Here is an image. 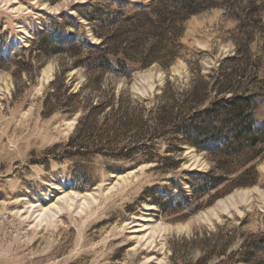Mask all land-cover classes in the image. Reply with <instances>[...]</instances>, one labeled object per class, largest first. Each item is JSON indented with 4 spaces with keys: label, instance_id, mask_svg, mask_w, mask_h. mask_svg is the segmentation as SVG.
<instances>
[{
    "label": "rangeland",
    "instance_id": "obj_1",
    "mask_svg": "<svg viewBox=\"0 0 264 264\" xmlns=\"http://www.w3.org/2000/svg\"><path fill=\"white\" fill-rule=\"evenodd\" d=\"M161 1L176 13V33L157 60L125 74L45 53L38 33L64 20L100 42L101 15L160 0H0V35L11 44L0 67V264H264V136L218 166L215 154L172 145L165 128L153 135L155 160L136 163L99 153L80 112L53 100L45 112L56 87L60 101L79 93L87 107L112 97L116 117L138 106L147 129L159 104L198 86L208 102L250 96L242 107L264 126V0ZM77 10L91 21L78 17L75 29L63 17ZM186 171L227 178L187 202L178 197L181 187L192 194Z\"/></svg>",
    "mask_w": 264,
    "mask_h": 264
},
{
    "label": "trees",
    "instance_id": "obj_2",
    "mask_svg": "<svg viewBox=\"0 0 264 264\" xmlns=\"http://www.w3.org/2000/svg\"><path fill=\"white\" fill-rule=\"evenodd\" d=\"M170 1L182 4L186 0ZM162 5L161 0L158 4L139 3L133 15H126L120 11L104 13L99 17L101 27L93 28L95 36L101 39L100 42L92 41L86 34L77 35L73 31H68V23L54 19L50 27L38 33L41 50L49 54L58 51L70 52L75 57L74 65L83 66L88 72L112 71L129 74L157 60L167 35L176 33L174 28L177 16L173 15L176 13ZM77 13V16L68 14L63 17L73 20L75 29H78L75 23L78 17L91 21L89 15L80 10H77ZM9 47L11 44L0 35V67L9 60ZM60 79L57 77L52 85L57 86ZM53 90L48 95L45 112H51L53 108L48 103L50 100L61 103V109L70 115L80 112L82 116L79 118V127L82 131L86 130L93 134L98 132L100 139L95 147L98 145L101 147H96L98 148L96 150L103 154L111 152L112 156L119 160H133L136 163L154 161L153 135L159 134L165 128L167 133L176 136V141L172 145L182 141L195 146L198 150L215 154L219 156L217 157L219 160L216 159L218 166H225L224 164L228 163L225 158L248 154V148L255 146L259 137L264 136V126L257 128L252 114L246 113L242 107L250 100V96L222 95L208 102L203 89L197 86L187 92L182 100H175L171 104H159L154 123H150L146 129L148 121L143 124L138 114L140 110L138 106L132 110L128 107L122 116L116 117L112 97L107 103L99 102L87 107L78 101L79 93L71 92L62 102L56 87ZM137 103L142 104L138 101ZM102 141L105 143L102 144ZM161 168L165 170V167ZM186 172L192 176L190 180L192 194L188 195L179 184L178 187L181 189L178 197L187 202L192 201L194 195L198 193H208L227 178L224 176L220 179H211V171ZM258 239L259 236L253 235L248 242ZM232 260L233 257L229 260L231 264ZM227 262L222 260L217 264Z\"/></svg>",
    "mask_w": 264,
    "mask_h": 264
}]
</instances>
